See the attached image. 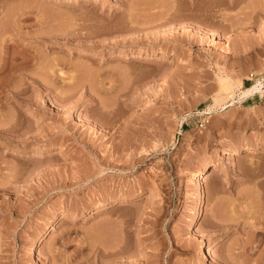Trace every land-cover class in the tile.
<instances>
[{
    "label": "rangeland",
    "instance_id": "1",
    "mask_svg": "<svg viewBox=\"0 0 264 264\" xmlns=\"http://www.w3.org/2000/svg\"><path fill=\"white\" fill-rule=\"evenodd\" d=\"M204 249L264 264V0H0V264Z\"/></svg>",
    "mask_w": 264,
    "mask_h": 264
},
{
    "label": "bare ground",
    "instance_id": "2",
    "mask_svg": "<svg viewBox=\"0 0 264 264\" xmlns=\"http://www.w3.org/2000/svg\"><path fill=\"white\" fill-rule=\"evenodd\" d=\"M140 52L141 51H139L138 53L140 54ZM118 55H120L121 57H132V55H134V54L129 55L127 53H119ZM234 87H235L234 84H227L222 89L224 90L226 96H228L230 98H233L234 91H235ZM237 88L240 91V93H238L239 94L238 96L242 95V96H246L247 97V96H251L254 93V91L261 90V85H260V83H258V84L252 85L249 88H241L240 86H237ZM8 127H10V125ZM4 128H5V126H4ZM1 129H2V127H1ZM3 130L9 131L10 129L6 128V129H3ZM254 149H258V144H254L253 146H251V148H248L246 151H243V152H239L238 150L236 152H231L232 154H230V156H229V158L231 159L230 162H234L235 159H239L241 157V153H249V151H253ZM206 167H207V164H203L202 167L200 168L198 174L195 176L196 187H197V189L199 191V198H198V201L196 202V205H195V215H194V218H193V224H196V222L200 218V216H201L200 208H201L202 204L204 203V195L202 196L201 187L206 186V185H210L217 178L216 173H213V174H210V175L206 174V172L204 171ZM91 215L93 216V214H91ZM55 223L56 222H53V223L50 224V226L41 235V237H40L41 239H40L39 242H33L31 244L32 245V247H31L32 250H37L38 247L42 248V247H46L47 246V239L49 237V232H50V230H52L55 227ZM200 257H201L200 258L201 263L202 264L206 263L208 261V259H209L208 251H206L204 249L201 252V256Z\"/></svg>",
    "mask_w": 264,
    "mask_h": 264
},
{
    "label": "built area",
    "instance_id": "3",
    "mask_svg": "<svg viewBox=\"0 0 264 264\" xmlns=\"http://www.w3.org/2000/svg\"><path fill=\"white\" fill-rule=\"evenodd\" d=\"M248 79H253V75H250V77H248Z\"/></svg>",
    "mask_w": 264,
    "mask_h": 264
}]
</instances>
